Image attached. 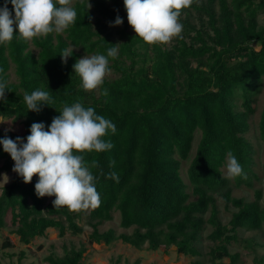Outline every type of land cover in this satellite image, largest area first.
<instances>
[{
    "label": "trees",
    "instance_id": "16d2710c",
    "mask_svg": "<svg viewBox=\"0 0 264 264\" xmlns=\"http://www.w3.org/2000/svg\"><path fill=\"white\" fill-rule=\"evenodd\" d=\"M4 4L0 0V7ZM70 6L77 19L63 33L24 40L14 28L13 39L0 44V81L7 85L5 99L0 100V120L23 129L0 128V139L21 137L26 142L33 123H43L48 130L65 105L80 102L93 108L116 126L115 134L109 131L102 137L111 142V150L83 153L101 203L85 216L67 207L55 209L54 196L50 200L37 196L38 175L25 183L0 145V172L15 173L0 194V236L11 227L21 244L30 245L51 229L60 238L81 235L83 216L91 228L90 244L122 241L136 249L148 246L151 252L174 247L179 255L201 258L198 243L210 227L213 246L206 255L210 264L225 260L240 264L242 254L230 251L235 243L254 254L253 264H264L259 253L264 249L263 190H256L251 202L233 195L235 188H253L260 180L256 149L247 136L264 83V24L259 22L264 0H194L179 17L182 38L151 45L136 36L126 21L123 0H71ZM7 7L14 18L10 0ZM117 16L123 27L116 39L110 24ZM112 47L118 50L115 58H108L109 73L115 77L108 73L99 88L85 91L74 64L85 55L107 56ZM68 48L73 52L65 63L60 54ZM37 89L49 91L54 103L42 105L39 112L29 111L23 97ZM105 90L107 95L102 94ZM258 135L264 146V109ZM228 152L247 177L233 178L234 185L223 172ZM92 161L98 166L91 167ZM183 163L189 164L188 181L182 175ZM112 172L119 182L109 178ZM219 200L226 209H235L227 223L220 217ZM115 213L120 227L132 230L131 234L100 230L114 221ZM240 230L256 233L261 242L240 240ZM12 247L6 239L0 250ZM86 253V246H72L62 256L52 253L44 261L89 264ZM26 256L22 251L19 262Z\"/></svg>",
    "mask_w": 264,
    "mask_h": 264
},
{
    "label": "clouds",
    "instance_id": "9594fccd",
    "mask_svg": "<svg viewBox=\"0 0 264 264\" xmlns=\"http://www.w3.org/2000/svg\"><path fill=\"white\" fill-rule=\"evenodd\" d=\"M15 17L7 7V0L0 7V44L13 39L15 24L24 40L63 33L77 19L71 0H10ZM127 21L136 36L147 44H167L174 37L182 38L183 25L179 17L183 9L189 8L194 0H123ZM59 5V7H57ZM91 4L89 3L88 9ZM117 16L113 26L122 25ZM117 48L107 50V56L85 55L74 64L85 91L99 88L110 72L109 57L117 56ZM73 48L60 54L66 63ZM2 71V70H0ZM7 85L0 81V100L5 99ZM103 95H107L105 90ZM24 102L29 111L39 112L42 105L54 103L49 91L37 89L25 93ZM60 115L54 117L48 130L43 123H33L26 142L21 137L15 140L5 136L0 139L4 152L14 161L13 171L30 183L34 175L39 180L35 185L38 197L54 196L55 209L67 207L72 212H81L99 207L101 198L94 184L95 177L85 163L83 153L111 150V142L104 137L109 131L116 132V126L109 119L97 115L91 107L85 108L80 102L65 105ZM114 164V161L112 162ZM98 162L92 161L91 167ZM227 178H247L241 164L231 153H227ZM110 179L119 182L117 173L109 174Z\"/></svg>",
    "mask_w": 264,
    "mask_h": 264
},
{
    "label": "rangeland",
    "instance_id": "374dc122",
    "mask_svg": "<svg viewBox=\"0 0 264 264\" xmlns=\"http://www.w3.org/2000/svg\"><path fill=\"white\" fill-rule=\"evenodd\" d=\"M122 13L125 16L127 21V13L125 6L123 7ZM260 25L264 24V15H261L259 18ZM114 24H110L111 31L115 34V38H118L117 32L122 29L123 25L113 26ZM14 28H18L15 24ZM110 78H114L115 75L111 72L108 74ZM10 80L12 82L16 81V77L11 71ZM256 108V113L251 119V130L248 133V139L253 143L256 154H255V171L260 177L259 181L254 183L253 188H248L246 186H242L241 188H235L233 195L236 198H244L246 201L251 202L254 200V194L256 190H263L264 193V174L262 172V162L264 159V146L259 140L258 135V124L260 121L261 113L264 109V83L261 88V92L254 104ZM0 128L3 131L14 130L16 132H22V127L12 128L9 121L5 122L0 120ZM199 139V135L197 136V140L194 146L193 153L196 149L197 141ZM189 164L183 163L182 165V175L186 181L188 179L187 170ZM224 175L227 177V169L226 166L223 168ZM15 173H5L0 172V194L3 187L10 184L13 180ZM232 184L234 185V180L231 179ZM48 200H50L53 196H46ZM219 208L221 212V219L224 223H227L232 215V212L235 209L231 206L229 209H226L224 203L219 200ZM89 211H81L83 216ZM82 216L81 226L84 228V232L81 235H72L71 233L67 234L64 238H60L59 234L55 230H48L46 237L44 238H36L30 245H23L19 241V237L15 234L11 233V227L6 228L2 231L0 236V248L3 245V242L6 239H9L13 244V247L6 250H0V264H46L45 258L50 256L52 253L62 256L65 248H70L72 246L77 249L81 246H86V262L89 264H111L118 262V264H134L136 261H139L141 264H192L196 260H201L204 264H210L208 261V257L206 256L210 251L213 243L208 239V235L211 232V228L207 227L201 240L198 243L199 249L202 253L201 258H192L186 257L184 255H179L176 252L174 247L165 250L162 248L157 252H151L147 249L148 246H144L141 249H136L128 244L123 243L122 241H116L111 245L105 244H90L88 236L91 233V228L86 225V217ZM11 216H8L7 221L10 223ZM83 223V224H82ZM109 229H114L117 232V235L122 233L131 234L132 230H124L120 227V216L118 213L114 214V221L106 223L104 226L100 228L102 232L107 231ZM240 240H252L257 238L258 241L261 242V239L257 236L256 233L247 232L244 230L239 231ZM22 251L26 252V257L22 262H19V256ZM230 251L232 254L241 253V263L240 264H253L254 254H251L248 250L245 249L244 244H233L230 246ZM260 255L264 256V249H260ZM224 264H230L229 260H225Z\"/></svg>",
    "mask_w": 264,
    "mask_h": 264
}]
</instances>
